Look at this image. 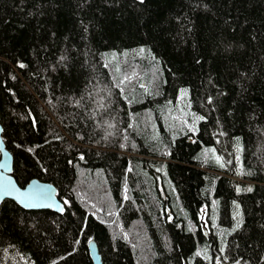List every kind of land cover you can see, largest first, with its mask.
<instances>
[{"label": "trees", "instance_id": "obj_1", "mask_svg": "<svg viewBox=\"0 0 264 264\" xmlns=\"http://www.w3.org/2000/svg\"><path fill=\"white\" fill-rule=\"evenodd\" d=\"M0 122V264H264V0H0Z\"/></svg>", "mask_w": 264, "mask_h": 264}, {"label": "water", "instance_id": "obj_2", "mask_svg": "<svg viewBox=\"0 0 264 264\" xmlns=\"http://www.w3.org/2000/svg\"><path fill=\"white\" fill-rule=\"evenodd\" d=\"M2 132L0 122V204L13 200L25 210H53L63 214L65 205L54 184L39 179L31 180L24 187L18 184L13 173V155L6 148ZM88 246L93 264H103L96 241L92 239Z\"/></svg>", "mask_w": 264, "mask_h": 264}, {"label": "snow or ice", "instance_id": "obj_3", "mask_svg": "<svg viewBox=\"0 0 264 264\" xmlns=\"http://www.w3.org/2000/svg\"><path fill=\"white\" fill-rule=\"evenodd\" d=\"M141 2H143V0H141ZM249 191H251V189H249Z\"/></svg>", "mask_w": 264, "mask_h": 264}]
</instances>
